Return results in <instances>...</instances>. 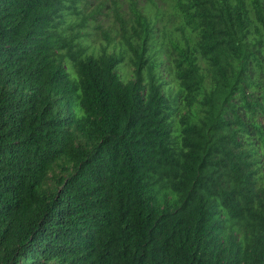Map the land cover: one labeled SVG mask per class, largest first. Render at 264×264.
<instances>
[{"label":"trees","instance_id":"1","mask_svg":"<svg viewBox=\"0 0 264 264\" xmlns=\"http://www.w3.org/2000/svg\"><path fill=\"white\" fill-rule=\"evenodd\" d=\"M80 1L0 0V264H264V0Z\"/></svg>","mask_w":264,"mask_h":264},{"label":"rangeland","instance_id":"2","mask_svg":"<svg viewBox=\"0 0 264 264\" xmlns=\"http://www.w3.org/2000/svg\"><path fill=\"white\" fill-rule=\"evenodd\" d=\"M157 4L160 6L159 10L162 14L157 16V20L154 24L151 52L156 54V64L158 66L161 59H163L161 55L162 52L160 53L162 47L167 44L169 39H175L172 37L171 33L173 27L177 23V19L172 16L169 17V11L165 9L161 2ZM78 13L80 18L85 19L84 28L81 31L83 36H85V40L82 44L88 47L89 51L103 46L104 37L109 39L110 45L116 44L113 30L117 27L118 21L115 16H121L125 24H128L132 18L128 0H82L78 4ZM94 26L96 27L95 31H93ZM108 50H110L109 46ZM157 70L161 80L167 84L164 88L170 90L167 93L173 96L177 87L174 79L169 73V64L165 59L158 66ZM114 71L122 80L129 78L128 70L125 69L122 71L121 64L117 65ZM70 78L73 79L74 75L71 74Z\"/></svg>","mask_w":264,"mask_h":264}]
</instances>
